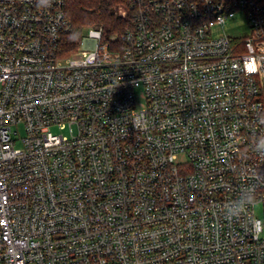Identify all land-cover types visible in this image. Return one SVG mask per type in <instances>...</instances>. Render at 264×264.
<instances>
[{"label":"built area","instance_id":"2783aa9c","mask_svg":"<svg viewBox=\"0 0 264 264\" xmlns=\"http://www.w3.org/2000/svg\"><path fill=\"white\" fill-rule=\"evenodd\" d=\"M129 8L63 56L66 0H0V264H264V0Z\"/></svg>","mask_w":264,"mask_h":264},{"label":"trees","instance_id":"16d2710c","mask_svg":"<svg viewBox=\"0 0 264 264\" xmlns=\"http://www.w3.org/2000/svg\"><path fill=\"white\" fill-rule=\"evenodd\" d=\"M119 6L129 11L127 18L117 14ZM66 14L72 32L63 36V56H72L77 51L85 28H102L104 36L108 37L112 34L120 36L132 27L129 0H66Z\"/></svg>","mask_w":264,"mask_h":264},{"label":"clouds","instance_id":"9594fccd","mask_svg":"<svg viewBox=\"0 0 264 264\" xmlns=\"http://www.w3.org/2000/svg\"><path fill=\"white\" fill-rule=\"evenodd\" d=\"M52 4V0H37V5L41 8H48ZM255 151L258 154L264 155V135H261L255 140ZM255 189H247L243 191L239 198L234 202L226 205L224 209V215L228 218H239L243 215L246 208L252 205L256 201ZM253 231L257 234L264 231V222L260 223L259 229L256 228L255 223L253 224Z\"/></svg>","mask_w":264,"mask_h":264},{"label":"rangeland","instance_id":"374dc122","mask_svg":"<svg viewBox=\"0 0 264 264\" xmlns=\"http://www.w3.org/2000/svg\"><path fill=\"white\" fill-rule=\"evenodd\" d=\"M126 11V8L124 6H119L117 8V14L121 16V14ZM226 32L235 37V38H243L245 36H247L249 34V26H248V22L247 19L245 17V15L243 13H239L237 15V17L233 20H231L227 25H226ZM88 31H89V27L85 28L82 31L81 34V38H86L88 37ZM118 34H112V35H108L109 38H118ZM260 83L263 89V97H264V78H260ZM145 104V100L143 98H141V96L138 99V106L139 107H143V105ZM22 131V130H21ZM262 212H261V208L257 207V217H262Z\"/></svg>","mask_w":264,"mask_h":264}]
</instances>
